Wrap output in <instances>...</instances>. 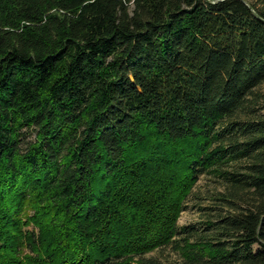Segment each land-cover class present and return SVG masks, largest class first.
Masks as SVG:
<instances>
[{
  "label": "trees",
  "instance_id": "1",
  "mask_svg": "<svg viewBox=\"0 0 264 264\" xmlns=\"http://www.w3.org/2000/svg\"><path fill=\"white\" fill-rule=\"evenodd\" d=\"M247 3L0 0V264H264ZM201 176L221 190L179 226Z\"/></svg>",
  "mask_w": 264,
  "mask_h": 264
},
{
  "label": "rangeland",
  "instance_id": "2",
  "mask_svg": "<svg viewBox=\"0 0 264 264\" xmlns=\"http://www.w3.org/2000/svg\"><path fill=\"white\" fill-rule=\"evenodd\" d=\"M251 1V0H245ZM257 91L264 95V83L259 86ZM264 113V110H263ZM221 190V186L207 176L199 177L195 188L193 189V195L187 202L186 209L181 213L178 219L179 226H189L192 224H197L201 218V212L199 211V206L204 207L211 204V196ZM147 258L154 257L158 259L163 264H175L177 262L176 254L169 248L162 251H155L153 253L147 254Z\"/></svg>",
  "mask_w": 264,
  "mask_h": 264
},
{
  "label": "water",
  "instance_id": "3",
  "mask_svg": "<svg viewBox=\"0 0 264 264\" xmlns=\"http://www.w3.org/2000/svg\"><path fill=\"white\" fill-rule=\"evenodd\" d=\"M241 1H242L245 5L249 6L248 3H247V1H245V0H241ZM251 11H252L253 15L256 16L255 13H254V11H253L252 9H251Z\"/></svg>",
  "mask_w": 264,
  "mask_h": 264
}]
</instances>
